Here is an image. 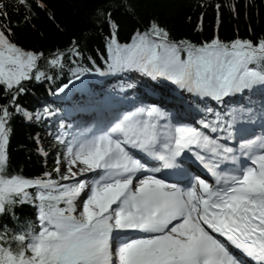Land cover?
Here are the masks:
<instances>
[{
  "label": "snow or ice",
  "instance_id": "1",
  "mask_svg": "<svg viewBox=\"0 0 264 264\" xmlns=\"http://www.w3.org/2000/svg\"><path fill=\"white\" fill-rule=\"evenodd\" d=\"M17 2L31 11L29 0ZM34 2L47 7L44 0ZM5 8L0 2V18L8 16ZM13 36L0 24V87L11 94L9 105L24 91L23 82L52 79L39 70L44 54L26 50ZM108 50L110 69L164 78L217 103L264 88V39L214 36L197 46L171 40L153 22L128 45L113 35ZM63 58L57 53L48 63L62 68ZM85 71L74 73L76 79ZM9 105L0 104V216L16 220L15 206L30 204L36 221L18 231L0 226V264H264V125L252 138L237 127L264 121V105L259 115L251 108L223 115L200 109L205 117L196 125L173 123L155 105L138 107L99 134L68 140L66 170L55 169L58 179L8 171ZM15 111L32 119L19 106ZM237 135L238 147L229 146ZM58 141L65 144L64 137ZM186 155L214 182L189 175ZM166 170L181 175L186 186L160 178ZM88 174L95 175L81 179Z\"/></svg>",
  "mask_w": 264,
  "mask_h": 264
},
{
  "label": "trees",
  "instance_id": "2",
  "mask_svg": "<svg viewBox=\"0 0 264 264\" xmlns=\"http://www.w3.org/2000/svg\"><path fill=\"white\" fill-rule=\"evenodd\" d=\"M0 2L6 5L8 13L6 18H0V24L12 29L18 45L44 54L38 62L39 70L52 77L23 82L24 91L17 96L15 105H9L11 94L0 87V104L9 105L12 112L8 122V171L25 178H39L45 173L59 178L56 165L66 152L65 144L58 141L62 136L58 118L63 113L50 99L59 87L74 80V73L79 70L86 69L80 73L85 76L104 72L101 76L110 77L117 72L109 67L108 46L113 35L118 43L128 45L154 22L168 31L171 40H186L197 46L210 42L214 36L225 42L237 38L264 39V0H44L46 9L29 0L31 11L17 0ZM26 17L30 20L26 21ZM57 53L64 56L62 68L48 63ZM16 106L31 116L36 109L41 111V120L27 119L22 112L15 111ZM49 114L52 118L44 120ZM66 134L65 142L72 139L70 132ZM43 140L50 147L44 153ZM47 152L53 155L47 156ZM14 213L16 220L11 214L0 216V226L18 231L22 225L36 221V209L30 204L15 206ZM12 247L15 249L16 245L13 243Z\"/></svg>",
  "mask_w": 264,
  "mask_h": 264
},
{
  "label": "bare ground",
  "instance_id": "3",
  "mask_svg": "<svg viewBox=\"0 0 264 264\" xmlns=\"http://www.w3.org/2000/svg\"><path fill=\"white\" fill-rule=\"evenodd\" d=\"M130 73V71H120L117 76V72H115L110 77L100 76L97 79L89 81L88 84L80 81L76 86L79 90L76 93V98L75 95L73 98L71 91L66 90L63 99L65 98V100H69L70 102L74 100L75 103L80 102L78 105L67 104L63 111L64 118L66 116L65 122L71 126V136L78 137L76 132L80 129L83 130V135L86 134L88 137L93 134H99L106 128L107 118L116 119L122 115V111L130 112L134 106L139 107L145 103L157 104L169 115L173 122L185 123L190 118H197V120L204 118L205 113L201 112L200 109L206 110L207 108H212L214 112L218 111L221 114L236 109L239 113V107L242 104L241 100L243 98L238 99L240 95L226 98L223 103H217L209 99V105L204 104L199 102L196 96H188L186 91L177 85L176 87L171 85L164 78L153 79L140 73L135 81H129L131 80ZM107 78L111 80H107ZM129 85H132V87H129ZM251 99L252 101L255 99L259 100L258 104L249 106V108L254 110L255 114L259 115L262 110L261 106L264 105V91L262 96H251ZM188 110L195 114L196 117H191L187 113ZM178 115H181L184 120L179 119ZM207 118L213 119L214 117L208 116ZM253 125L254 128L262 131L264 121L257 119ZM242 126H246V123L237 127L239 129ZM88 129L92 131L87 132L86 130ZM94 175L90 174V178Z\"/></svg>",
  "mask_w": 264,
  "mask_h": 264
},
{
  "label": "rangeland",
  "instance_id": "4",
  "mask_svg": "<svg viewBox=\"0 0 264 264\" xmlns=\"http://www.w3.org/2000/svg\"><path fill=\"white\" fill-rule=\"evenodd\" d=\"M120 72V71H119ZM119 72H118V70H117V76L119 75ZM122 72V71H121ZM123 72H125V71H123ZM131 73H130V75H131V80H129V81H132V80H136L138 77H139V74H140V72H135V71H130ZM129 73V72H128ZM141 74H143V73H141ZM97 76H94V77H90V78H86L85 76H80V79H85L86 81H91V80H94V79H97L96 78ZM128 77V76H127ZM132 78H134V79H132ZM80 79H78V80H80ZM107 80H111V79H109V78H107ZM73 81V80H72ZM99 81V80H98ZM77 81H74V82H72V83H68V85H69V88H71V86H74V84L76 83ZM121 84V83H120ZM127 89H128V87H127ZM126 90V89H125ZM129 96V95H128ZM247 97H245V96H242V97H240V98H243L242 100H241V102H242V104H241V106L239 107V109L240 110H245L246 111V109H249V106L250 105H255L256 103L258 104L259 103V100H257V99H255L254 101H252V99H251V94L250 95H246ZM59 97H54V101L52 102L51 101V103H56L57 105H58V103L61 105V107H63V109L65 110V107H66V105L67 104H69V103H67V101H66V103L65 102H62L60 99H62L61 97H60V102H59V100H56V99H58ZM245 100V101H244ZM72 104L73 105H75V103H74V101H72ZM237 105V104H236ZM243 105V106H242ZM239 110V111H240ZM227 112V111H226ZM226 112H224L223 114H225ZM34 114L32 115V119L34 120V121H40L41 120V118H42V115H43V113H41V111H39V110H35V112H33ZM187 113L188 114H190L191 115V117H196V115L195 114H193V113H191V111L190 110H188L187 111ZM121 114H122V116L125 114V112H121ZM222 114V115H223ZM37 116H40V118L39 119H37L36 117ZM50 118H52V116H47L46 117V119H44V120H50ZM65 118H66V116H65ZM65 118H64V114H63V116L62 117H60V118H58V120H59V123L58 124H60V130H59V132L61 133V135L62 136H65V134L67 133V132H72L70 129H71V126L67 123V122H65ZM225 118H226V116H225ZM197 119V118H196ZM200 119V118H199ZM227 119V118H226ZM249 123H247V125H248ZM250 125V124H249ZM69 129V130H68ZM58 132V133H59ZM77 136L78 137H81L80 135H83V130H78L77 132ZM62 136H60V137H62ZM74 138V137H73ZM72 138V139H73ZM66 144H67V142H65V147H66ZM50 147L48 146V144H46L45 142H44V140L42 141V151H43V153L45 152V149H49ZM66 149V148H65ZM47 156H52L53 155V153H51V152H47V154H46ZM66 156H67V150H66V152H64V153H62V157L60 158V159H58V163H57V168H60V170H61V173H64L65 172V170H66V165H67V160H66ZM57 174V173H56ZM84 178H89L90 179V174H88V176L87 177H81V179H84Z\"/></svg>",
  "mask_w": 264,
  "mask_h": 264
}]
</instances>
